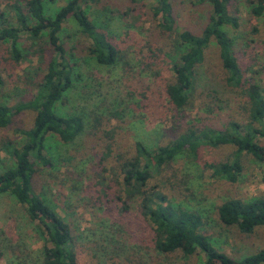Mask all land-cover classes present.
Returning a JSON list of instances; mask_svg holds the SVG:
<instances>
[{
    "label": "rangeland",
    "instance_id": "374dc122",
    "mask_svg": "<svg viewBox=\"0 0 264 264\" xmlns=\"http://www.w3.org/2000/svg\"><path fill=\"white\" fill-rule=\"evenodd\" d=\"M14 1L0 0V14H4L7 26L17 25L15 13L8 6ZM44 1L46 14L50 15L67 0ZM250 1L230 0L229 12L239 18L240 26H227L225 30L234 41L244 80L264 89V17L251 14ZM172 4L176 22L173 34L168 36L161 27V16L155 19L153 15L157 0H96L88 5L91 21L120 51L121 58L115 66L98 64L88 52L90 42L77 33L76 25L72 21L65 25L63 41L68 53L76 54L72 62H76L75 77L79 80L59 104L58 112L80 115L87 126L72 144H60L55 137L50 140L46 154L53 159L52 166L44 167L35 176L34 186L36 193L72 226L78 264H206L202 253L185 257L155 249L152 228L141 216L138 203L128 201L130 210H123L125 194L118 174V166L133 156L137 142L154 150L193 124L247 122L243 88L228 87L216 43L206 50L193 104L183 113L169 106L165 92L173 73L164 56L176 60L178 34H201L212 14L209 3L173 0ZM22 39L26 58L20 63L12 60L10 44L0 45V71L5 81V87L0 89V105L29 101L47 67L34 51L42 47L49 58L52 49L48 40L31 49L29 35L23 34ZM160 49L165 51L161 53ZM35 115L34 111H23L8 128L0 129V169L13 165V159L1 151V142L10 140L20 147L24 137L18 131L30 129ZM258 140L264 147V138ZM108 144L112 145L111 151ZM235 151L232 145L202 148L198 164L180 159L152 180L151 186L158 184L174 203L205 216L209 222L207 232L218 241L220 250L241 258L264 248V227L250 235L235 227L227 228L219 222L217 207L229 199L264 198V160L243 155V171L235 183L215 177L206 166L232 161ZM186 175L189 179L184 186L181 180H186ZM117 195L123 199L117 200ZM44 246L24 207L10 195H2L0 264H44Z\"/></svg>",
    "mask_w": 264,
    "mask_h": 264
},
{
    "label": "trees",
    "instance_id": "16d2710c",
    "mask_svg": "<svg viewBox=\"0 0 264 264\" xmlns=\"http://www.w3.org/2000/svg\"><path fill=\"white\" fill-rule=\"evenodd\" d=\"M94 2L96 0H67L65 5L57 7L48 16L44 0H15L8 6L15 13L16 26H7L4 14H0V45L10 44L14 62L20 63L26 58L21 49L23 34H28L33 41L31 49L39 47L45 39L52 49L49 58L47 50L42 47L34 51L47 67L42 80L35 85L37 92L32 98L14 106L0 105V129L8 128L13 118L23 111L36 113L33 126L18 131L24 137L20 147L10 140L1 142V151L13 159V165L0 169V197H13L24 207L30 221L36 224L37 233L45 244L44 264H78L72 226L54 206L36 193L34 186L35 176L44 167L52 166L53 159L46 154L50 140L55 137L60 144H72L87 126L80 115L58 112L59 104L75 89L79 80L75 77L76 62H72L76 54L72 51L68 53L63 41L65 25L71 21L76 25L77 33L90 42L88 52L98 64L115 66L121 58L113 40L99 30L88 15L87 7ZM172 2L157 0V5L153 7L154 18L161 16V27L167 36L175 30ZM197 3H209L212 6L209 22L199 35L190 31L178 34L176 47L179 57L176 60L171 61L170 55L164 56V61L173 73V80L165 92L169 106L183 113L193 104L192 98L198 88L206 50L216 43L227 72L228 87L238 90L243 88L241 94L245 98L247 122L230 120L224 125L193 124L194 127L180 132L174 140L154 150L148 149L142 142L135 143L133 156L127 157L118 166L125 194L123 210H130L128 201L138 203L141 216L152 228L154 246L159 253H181L185 257L202 253L206 257V264H264V248L241 258L222 252L218 241L207 232L209 222L205 216L180 203H174L159 189L158 184L151 186L152 180L172 168L180 159H186L192 165L198 164L202 148L236 147L232 161L206 164L215 177L232 183L238 181L243 171V155L264 160V147L258 140L264 138V89L244 80L245 72L235 55L234 41L225 30L227 26L237 29L240 26L239 18L229 12L230 0H197ZM250 4L254 17H264V0H252ZM159 51L163 53L165 50ZM4 87L5 81L0 71V89ZM111 147L108 144V150L111 151ZM187 179L189 176L186 175V180H181L184 186L188 183ZM116 198L120 201L123 199L121 195ZM217 211L221 224L227 228L235 227L242 234L250 235L258 227H264L263 197L229 199L219 205Z\"/></svg>",
    "mask_w": 264,
    "mask_h": 264
}]
</instances>
